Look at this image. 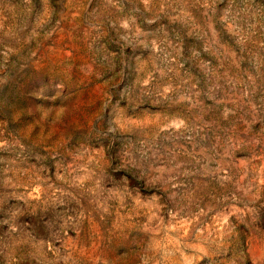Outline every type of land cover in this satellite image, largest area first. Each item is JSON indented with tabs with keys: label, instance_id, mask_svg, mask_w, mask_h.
Segmentation results:
<instances>
[{
	"label": "rangeland",
	"instance_id": "obj_1",
	"mask_svg": "<svg viewBox=\"0 0 264 264\" xmlns=\"http://www.w3.org/2000/svg\"><path fill=\"white\" fill-rule=\"evenodd\" d=\"M0 264H264V0H0Z\"/></svg>",
	"mask_w": 264,
	"mask_h": 264
}]
</instances>
